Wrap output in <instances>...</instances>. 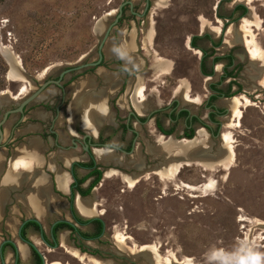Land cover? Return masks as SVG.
<instances>
[{"label":"rangeland","instance_id":"rangeland-1","mask_svg":"<svg viewBox=\"0 0 264 264\" xmlns=\"http://www.w3.org/2000/svg\"><path fill=\"white\" fill-rule=\"evenodd\" d=\"M124 1L0 0V56L7 63V70L0 73V95L13 99L1 107L0 119L47 78L60 74L69 65L97 59L102 37ZM132 1L138 11L146 5V0ZM149 1L150 8L141 18L132 17L129 5L125 7L121 25L111 31L104 47L107 57L121 56L131 71L124 88L119 89L125 73H110L103 67L68 74L64 79L66 102L56 119L60 130L80 127L83 111L79 113L77 109L75 115L72 109L78 86L89 93L105 91L110 108H120L122 116L132 105L145 114L174 98L206 115L202 102L209 84L220 79L225 61L215 65L213 76L202 74L204 51L190 45L192 36L201 32H209L215 41L221 40L216 49L204 42L209 51L205 60L209 67L211 55L234 50L240 65L236 79L241 88L236 90L238 85H234L231 90L235 95L231 97L239 105L231 109L227 99L218 101L230 110L216 139L202 125H196L189 141L180 132L182 122L175 125L176 133L171 136L162 135L153 120L145 127L136 123L141 136L135 153H113L109 160L102 158L106 164L103 179L88 195L96 203L95 213L103 219L105 231L100 238L84 243L99 253L81 252L71 238L67 243L60 241L62 246L55 249H49L44 242L37 246L44 253L46 264H159L157 251L161 264H244L250 252L260 254V264H264V61L251 54L255 44L264 51V0ZM239 3L249 12L244 16L236 12L230 17ZM248 20V30H243L242 24ZM231 27L233 32L229 33ZM19 59L21 64L17 63ZM163 61L168 62V67ZM13 66L27 81L8 77ZM102 71L107 76L100 75ZM229 81L225 80L223 86ZM24 82H29L30 87L26 93L22 90ZM55 89L57 93L50 97L53 104L44 106L47 110L52 111L63 97L61 90ZM139 89L144 101L137 107L133 95ZM186 92L190 95L188 101ZM54 113L53 110L52 117ZM108 114L99 121L101 126L113 116ZM93 120L92 114L85 115V123ZM163 122L166 123L164 119ZM226 132L232 134L235 149V160L228 168L218 163L223 158ZM171 140L172 153L163 146ZM112 141L119 143L118 137ZM184 148L194 149L190 157L178 155L183 154ZM174 159L182 162L178 173H162ZM207 160L213 162V167L204 165ZM109 170L112 174L107 176ZM132 179L134 187L130 185ZM6 213L8 216V205ZM84 230L93 232L94 228ZM0 231V243L12 239L1 225ZM68 250L85 254L88 260L82 262ZM4 254L6 263L14 264L16 255L8 257L6 251Z\"/></svg>","mask_w":264,"mask_h":264},{"label":"crops","instance_id":"crops-1","mask_svg":"<svg viewBox=\"0 0 264 264\" xmlns=\"http://www.w3.org/2000/svg\"><path fill=\"white\" fill-rule=\"evenodd\" d=\"M103 73L104 71L99 74ZM94 78L93 76L92 79ZM80 87H77L78 91L76 90L74 94L72 105L75 104V108L72 106V109L75 115H77V109L79 113L83 111L80 114L81 124L79 126L96 137L101 128L99 121L104 119L108 111V98L105 99L106 93L103 90H92L89 93L84 92ZM55 88L47 89L36 101L30 103L24 115L10 116L3 126L4 139L3 146L0 147V225L2 230L9 233L15 241L23 264L32 262L35 264L34 258H31V246L19 237V229L23 221L35 218L48 235L51 226L57 220H67L73 223L75 221L71 202L72 183L75 180L73 171L74 173L76 171L79 177L91 171L90 168L74 166L76 162L90 160L87 151H83L77 144L73 145V139L80 137L75 125L61 131L56 121L55 132H51L52 126L48 123L49 119L53 118L52 111L44 106L52 104L49 100L57 93ZM8 100L13 101L9 97L0 95V109L6 105ZM98 102L103 104V108ZM86 114L87 116L92 114L94 120L85 123ZM93 153L97 162L105 164L103 159L109 160L115 150L99 147L93 148ZM18 159L21 161L20 164H17ZM92 179L93 176L88 178L83 187H87ZM7 205L9 206L8 216ZM83 205L89 209L94 208L95 201L89 196L76 193L74 206L79 213L85 218H100L96 213H84L81 209ZM91 227L92 225L89 224L82 228ZM26 232L29 239L36 245L43 242L40 230L29 227ZM59 237L60 241L67 243L70 231L62 230ZM5 251L8 257L16 255L13 245L6 247Z\"/></svg>","mask_w":264,"mask_h":264},{"label":"flooded vegetation","instance_id":"flooded-vegetation-1","mask_svg":"<svg viewBox=\"0 0 264 264\" xmlns=\"http://www.w3.org/2000/svg\"><path fill=\"white\" fill-rule=\"evenodd\" d=\"M147 1H149V0H146V5L141 11L136 10L135 4H134L133 8H131V6L129 4H127V5H129L130 15L132 17H135V18L144 17L146 15L148 9L150 8V1H149L148 9L146 8L147 7ZM127 5H125V6H127ZM125 11H126V9H123V13H122V16L120 17L119 22L112 27L111 31L114 28H116L117 26L121 25L120 24L122 22L121 18L124 16ZM117 14H118V12H117ZM117 14H116V16H117ZM107 29H108V27H107ZM111 31H110V33H111ZM110 33H109L108 39L110 38ZM103 37H104V35H103ZM103 37H102V39H103ZM205 41H208L209 44H211L214 47V49L218 48L220 43H221V40L220 41L213 40L212 36L209 32H201V33L194 34L192 36V39H190V44L192 46H194L195 48H198V49L201 48L204 51L203 57L201 59V61L204 60V64H205L204 67H201L202 74L205 77H206V75H214L216 73L215 65L217 64L215 62V58L222 56V57H224V59H222L221 61H225V64H224V67L222 69V72L220 73V79L218 81H220L222 79V77L228 72V70H231V69H235V72H237L236 75L238 76L240 65H238V63H237V56L234 53V50H230L229 52H226V53L223 52L220 54L214 53L212 55V57H213L212 66L209 67L206 64L205 60H206L207 54H209V51L205 48V45H204ZM106 42H105V44H106ZM100 44H101V42H100ZM100 44L98 46V57H97V59H95L93 61H86V62H96L99 59ZM105 44H104L103 49H102L103 59H102L101 63H99L98 65H90V66L83 68V69L84 70L87 69V71L88 70L92 71V70H96L98 68L103 67L106 71H109L110 73H115V72H118V73L122 72V74L125 73L123 76L124 77L123 83H122L121 87H119V89L121 90L126 85L127 79L131 75V71L123 63L121 56H120V58L118 56L115 57L114 55L107 57L106 52L104 51ZM230 55L233 56V62H232V64L228 65V58L227 57ZM114 64H116L117 66H115ZM69 66H67L66 68H68ZM64 70H62L61 72H63ZM61 72H60V74H58L54 77L47 78L45 81L51 80V79H59ZM77 72H81V71L70 72V73L65 74L61 80V83L63 85L62 87L55 85V84H50L48 86V87H50L51 85H54L56 88L61 90V93L63 95V97H61V102L52 108V111L53 110L55 111V113H54L55 116L51 119V126H52L51 132H55L54 125L56 123V119L59 117L61 106L64 105V103L66 102L65 97H66L67 91H66V87L64 84V79L68 74L77 73ZM237 76H236V78H237ZM224 82H222L220 84L219 88H217V87L211 88V84H214L216 82H212L209 84L208 95H206V98L202 102L203 108L206 109V115H201L200 110L199 111H193L189 106L181 105L180 100L177 98H174L170 102H168L167 104H165L161 107H158V108L156 107V108L150 110L148 113H145V114L139 113L136 110V108L132 105V108L129 109L124 116H122L120 114V108H116L114 105H113V109L110 108L111 107L110 106V99H108V111H107V113L112 114L113 116L111 117V119L109 118L110 120H108L106 123H104V125L101 126V128L99 129V133L96 137L92 133H89V132L81 129L78 126L75 127V129H76L77 133L80 135V137H75L73 139V145L76 146L74 144V141L76 140L77 145L81 146L83 151H86L84 148L85 141H89V144H90L89 149L90 150L87 151L90 155L89 161H94V163H95L93 166H90V167H87V166H81V167L90 168L91 170H93L94 168H97L99 170L104 169L106 164L99 163L96 161L94 153H93V148L102 147V148L113 149V150H115L116 154L120 153V154L130 155V154L135 153L136 145L139 142V138L141 136V132L139 131L138 127L135 125L136 123L139 124L141 127H145V126H147L148 122L153 120L155 128L162 135L171 136L172 134L176 133L177 127L175 125H178L180 122H182L184 127L180 132H181V134L184 135V137H187L192 132H195L196 125H202L203 127L207 128V130L209 131L210 137L212 139H216L218 136H220L221 128L223 127V120L230 110L227 107H222L218 103L219 100L227 99V98L231 97V96H226L227 91H228V84L225 87V86H223ZM51 101L52 100H49V102H51ZM47 106L48 105H46L45 107H47ZM22 115H24V114H22ZM122 117H124L125 119L121 120L120 118H122ZM138 118L140 119V121L138 120ZM163 119L166 121V123L163 122ZM105 128L109 129V132H106ZM87 134H90L91 137H86ZM113 137L114 138L118 137V139H119L118 144H116L115 142L112 141ZM189 139H191V138H189ZM111 160L113 161L114 159H111ZM89 161H87V162H89ZM76 163H80V162H76ZM76 163H75V165H76ZM73 175H74V179H75L74 182H75V181H77V177H78V175L76 174V171H75V173L73 171ZM93 179H94V177H93ZM92 180L90 181L88 186L91 184ZM73 183H72V187H73ZM82 187H83V185H82ZM95 188H96V186L93 189H95ZM77 193H79V192H77ZM74 200H75V195H73V193H72L71 202L73 205H74V202H73ZM99 219H102V218H99ZM74 220L75 221L73 223L75 224V226L78 229H83L82 227L89 225V224L92 225V228L95 227V224L92 223V221H89L86 223L78 222V220L75 216V213H74ZM69 231H70V238H71L72 231L71 230H69ZM104 231H105V228H104ZM104 231H103L102 235L104 234ZM22 232H23V230H22ZM54 232H55V230H54ZM44 233H46V232L44 231ZM46 235L48 236L49 241L52 243L53 241L51 238V233L49 235L46 233ZM96 238H91V239H88L85 241L87 242L90 240H94ZM57 239L60 242L59 236L57 237ZM75 244H76V242H75ZM4 253H5V251H4Z\"/></svg>","mask_w":264,"mask_h":264},{"label":"trees","instance_id":"trees-1","mask_svg":"<svg viewBox=\"0 0 264 264\" xmlns=\"http://www.w3.org/2000/svg\"><path fill=\"white\" fill-rule=\"evenodd\" d=\"M126 7V6H125ZM124 7V9H125ZM248 11V8L244 5V4H237L231 14L230 17H232L233 14H235L236 12H241V16H244ZM124 17L121 18V21L123 20ZM214 49V47L212 48ZM208 55V54H207ZM212 56V55H211ZM228 58V65L232 64L233 62V56L230 55L227 57ZM222 59H224V57L219 56L215 58V62L218 63L220 62ZM204 60L201 61V67H204ZM7 70V63L6 61L3 59L2 56H0V73H3ZM237 72H235V69H231L228 70V72L222 77V79L214 84H211V88L213 87H217L219 88L220 84L222 82H224L225 80L231 78V80L228 83V91L226 96H233L235 95L231 89L234 85H238V89L239 90L241 88V84L237 81L236 79V75ZM194 136V132H192L191 134H189L187 136V138H192ZM95 163L94 161H89V162H80V163H76V166H93ZM104 175V171L103 170H99L97 168H94L93 170H91L87 175L83 176V177H77V181H75L73 183V187H72V193L73 195H75L77 192H79L82 196H87L90 195L92 193V190L95 186H97ZM94 177V179L92 180L91 184L88 187H82V185L88 180V178L90 177ZM74 202V201H73ZM73 211L75 213V216L78 220V222H89L92 221V223L95 224L94 227V231L90 232V231H86L84 229H78L74 224L70 223V222H66V221H62L59 222L55 225V235L56 237H58L59 233L62 230H71L72 234H71V239H74V241L76 242V246L81 250V252L83 253H89L91 255H97L99 253L98 249L95 248H89L84 242L85 240L91 239V238H100L104 228H105V223L102 219L99 218H85L82 215H80L76 209V207L73 205ZM29 227H34L36 230H40L41 225L39 223H37L36 221H29L25 224L24 228H23V235L26 238H29L26 229H28ZM46 238L49 240L48 236L45 233ZM96 238V239H97ZM8 246H12L11 244L7 243L4 245V251L5 248ZM32 253H33V257L35 260V264H44V261L42 259V257L40 256V254L36 251V249L32 246ZM13 249H15V247L13 246ZM2 264V263H1ZM18 264H22L21 263V259L19 257V261Z\"/></svg>","mask_w":264,"mask_h":264},{"label":"water","instance_id":"water-1","mask_svg":"<svg viewBox=\"0 0 264 264\" xmlns=\"http://www.w3.org/2000/svg\"><path fill=\"white\" fill-rule=\"evenodd\" d=\"M127 4H129L131 6V8H133V6H134V2L132 0H125L124 2H122L119 5L118 11H117L118 14L115 17L114 21L108 26V29L106 30V32L104 34V37H103V39L101 41V44H100V47H99L100 48V51H99V59L96 62H85V63H81V64L70 65L63 72H61V75H60V78L59 79H51V80L44 81L43 83H41V85H39V87L35 91H33L32 93H30L29 95H25V97H23L22 101L19 102L16 105V107L7 109L4 112V114L2 115V118L0 119V147L3 146V139H4V128H3V126L8 121L9 117L12 114H16V113L21 114V115L24 114L25 108L30 103L36 101L40 97V95L47 89V87L50 84H55V85H58V86L62 87L63 85L61 83V80H62V78H63V76L65 74L70 73V72L82 71L83 68H86V67H88L90 65H98L99 63H101V61L103 59V52H102L103 46H104L105 42L107 41V39L109 37V33H110L112 27L119 22L120 17L122 16V13H123L124 6L127 5ZM239 4H242V3H239ZM148 7H149V1H147V7L146 8L148 9ZM248 12L249 11H247V13ZM192 47H194V46H192ZM210 76H213V75H206V77H210ZM138 120L140 121L139 118H138ZM86 137H91V136H90V134H87ZM191 139H193V138H191ZM74 144L75 145L77 144V141L76 140L74 141ZM89 146H90L89 141H85L84 148H85L86 151H89L90 150L89 149ZM73 214H74V211H73ZM29 221H36L37 223H39L35 218L25 219L23 221V223L21 224V226H20V229H19V237L21 238L22 241L28 243L29 245H32L36 249V251L40 254V256L42 257V259L44 261V264H46L44 253L39 249V247L33 241H31V239L26 238L23 235V232H22L23 227ZM62 221L70 222V221H67V220H57L51 226L50 233H51V238H52V241H53L52 243L46 238L43 228L42 227L40 228V236H41V239L47 245V247L49 249H55V248H57L59 246H62V243L59 242V240L55 236V232H54L55 225L57 223H59V222H62ZM70 223H72V222H70ZM72 224H74V223H72ZM7 243H9V244H11V245H13L15 247L16 256H15L14 264H18L19 255H18V251H17V247H16V244H15V241L13 239H5V240H3L0 243V260H1V263L2 264H7L6 263V259H5V254H4V245L7 244Z\"/></svg>","mask_w":264,"mask_h":264},{"label":"bare ground","instance_id":"bare-ground-1","mask_svg":"<svg viewBox=\"0 0 264 264\" xmlns=\"http://www.w3.org/2000/svg\"><path fill=\"white\" fill-rule=\"evenodd\" d=\"M253 16H254V14H253ZM249 23H251V21H247L246 22V24L245 23H243L242 24V29L243 30H248V28H246V26L247 25H249ZM216 31V30H215ZM218 31V30H217ZM233 32V28L231 27L230 29H229V33H232ZM249 32V31H248ZM151 34V33H150ZM254 43V42H253ZM11 53V52H10ZM12 54V53H11ZM251 54H252V57H254V58H260L261 57V60L262 61H264V51L262 50V48H260L257 44H255V46H253V48H251ZM18 64H21V60L19 59L18 60V62H17ZM17 63H16V65H17ZM166 67H168V62L167 61H163L162 62ZM218 66V65H217ZM219 67V66H218ZM8 77L11 79V80H20V81H27V80H25V78L20 74V72L13 66L12 68H11V70L8 72ZM24 87H23V93H26L29 89H30V87H29V82H24ZM141 95H142V90H138L137 91V94H136V92H135V94L133 95V100H134V102H135V104H136V106L138 107L141 103H143V101H144V99H142V97H141ZM13 96V98H15L16 99V95L15 94H13L12 95ZM19 96V95H18ZM18 99V98H17ZM185 99H187V101H188V99H190V95H189V93H185ZM196 100V99H195ZM227 101H228V105H229V107L231 108V109H237V107H238V105H239V102H238V100L236 99V98H234V97H230V98H227ZM89 103H90V99H89ZM99 103V105H102V103L101 102H98ZM91 107V106H90ZM88 112V111H87ZM87 115V114H86ZM90 118V117H89ZM88 118V119H89ZM235 120V119H234ZM241 120V119H240ZM88 122V121H87ZM236 122V121H235ZM228 126V125H227ZM200 132L202 133L203 132V129H200ZM196 141H197V139H195ZM189 141H192V140H189ZM199 143H202V141L201 140H199L198 141ZM233 137H232V134L230 133V132H226V133H224L223 134V152H224V154H221V155H223L222 157V159H219V161H218V163H219V165H222V166H225V168H228L230 165H232L233 164V162H234V160H235V149H234V145H233ZM173 142H172V140L171 141H169V142H167V141H165L164 143H163V146H165V149L167 150V152H171L172 153V151H171V149H172V146H171V144H172ZM198 145V144H197ZM199 147V146H198ZM174 148V147H173ZM194 150V149H193ZM193 150L191 151V150H187L186 151V148H184V150H183V154L182 153H179L178 155L179 156H181V157H190V155H192V154H190L191 152H193ZM182 151V150H181ZM196 151H198V149H196ZM219 154V153H218ZM226 154H228L229 156H228V158H225V155ZM177 157V156H176ZM217 157H218V155H217ZM204 159V158H203ZM175 160V159H174ZM211 161V160H210ZM210 161H206L205 163H204V165L205 166H207V167H213V162H210ZM185 162V161H184ZM21 163V161L18 159V162H17V164H20ZM182 162L181 161H179V159H177V160H175V162H173L172 161V163L169 165V167H168V169L166 170V171H164V170H162L161 172L162 173H165V172H169L170 174H177L178 173V171H179V167H180V164H181ZM16 164V163H15ZM112 173L110 172V170L106 173V175L107 176H109V175H111ZM174 176H176V175H174ZM139 181V180H138ZM134 183H135V179H132V180H130V185H134ZM65 185H66V183H65ZM134 187V186H133ZM82 211L84 212V213H87V214H93V213H95L96 211H98L97 210V206H96V203H95V206H94V208H87L86 206H82ZM126 235V234H125ZM64 242V241H63ZM155 248V247H154ZM142 251V250H141ZM68 252L69 253H71L72 255H74L75 257H77V258H79L82 262H85V261H87L88 259H87V257L85 256V254H80L79 252H77V251H73V250H68ZM156 255H157V259L159 260V264H161V262H160V257H159V253H158V251L156 252ZM160 258V259H159ZM96 264H99L97 261L95 262ZM48 264H61L60 262H54V263H48Z\"/></svg>","mask_w":264,"mask_h":264},{"label":"clouds","instance_id":"clouds-1","mask_svg":"<svg viewBox=\"0 0 264 264\" xmlns=\"http://www.w3.org/2000/svg\"><path fill=\"white\" fill-rule=\"evenodd\" d=\"M261 256L258 253H249V256L244 260V264H260Z\"/></svg>","mask_w":264,"mask_h":264}]
</instances>
